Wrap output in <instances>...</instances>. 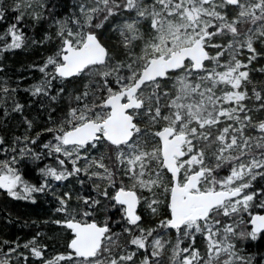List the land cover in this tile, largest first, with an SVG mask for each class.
<instances>
[{"label":"snow or ice","instance_id":"1","mask_svg":"<svg viewBox=\"0 0 264 264\" xmlns=\"http://www.w3.org/2000/svg\"><path fill=\"white\" fill-rule=\"evenodd\" d=\"M0 24V190L54 213L0 264H264V0H0Z\"/></svg>","mask_w":264,"mask_h":264},{"label":"trees","instance_id":"2","mask_svg":"<svg viewBox=\"0 0 264 264\" xmlns=\"http://www.w3.org/2000/svg\"><path fill=\"white\" fill-rule=\"evenodd\" d=\"M71 3V0H68ZM3 25L0 24V30ZM44 52L40 50L27 49L18 50L15 54H10L8 63L12 72L17 75L22 74L25 76L24 83H31L32 77H38L39 73L30 69L28 65L32 62L39 63L43 58ZM29 73L32 75L30 76ZM33 115L35 113H32ZM49 134L45 133L47 138ZM5 153L0 152V160L5 159ZM48 161L39 162L42 166L43 163ZM22 172L26 174V178L35 182L39 179L38 173L35 172V165L29 161H25L18 165ZM32 169L31 172L29 170ZM50 199V197L48 198ZM54 215L51 212V205L44 197H40L36 204L25 200H14L8 197L0 190V234L14 236V235H30L36 230V226L31 222L33 220H43L46 216ZM11 216L13 223H9L8 217ZM17 217L19 219H17ZM25 221L28 223L25 224ZM43 227V225H41ZM47 231V229H45Z\"/></svg>","mask_w":264,"mask_h":264}]
</instances>
